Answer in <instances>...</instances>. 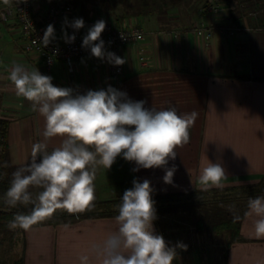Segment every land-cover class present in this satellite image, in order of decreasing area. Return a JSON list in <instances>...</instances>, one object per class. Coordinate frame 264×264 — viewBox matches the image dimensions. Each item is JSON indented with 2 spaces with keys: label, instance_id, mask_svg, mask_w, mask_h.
I'll use <instances>...</instances> for the list:
<instances>
[{
  "label": "crops",
  "instance_id": "obj_1",
  "mask_svg": "<svg viewBox=\"0 0 264 264\" xmlns=\"http://www.w3.org/2000/svg\"><path fill=\"white\" fill-rule=\"evenodd\" d=\"M224 1L223 10L213 16L203 12L202 1L193 19H160L151 14L114 16L115 25H139L145 33L142 40L123 46L124 72L118 84L111 79L106 58L81 57L71 65L63 60L55 62L48 74L55 86L72 88L80 94L111 86L126 92L133 101H146V108L175 107L179 114L198 113L190 129V142L178 147L176 159L167 165H175L173 183H164L163 168L134 172V162L117 157L109 170L97 166L95 201L121 199L124 191L133 187L134 179H148L152 193L202 190L199 174L209 161L221 164L225 170L224 186L219 189L256 183L264 175V0ZM47 3L33 0L36 15ZM8 4L0 0V8ZM200 20L230 27L234 33L215 31L206 42L195 32ZM62 35V29L55 31L56 40ZM23 44L15 16L7 20L0 17V115L10 119L11 175L31 160L32 145L43 139L39 133L44 118L32 111L29 101L16 95L8 80L14 63L39 70L40 60L26 52ZM60 142L61 138H52L48 151ZM41 190L29 189L33 199ZM115 216L33 225L23 230V264H81L80 257L85 255L88 264H100L93 246L102 244L114 230ZM158 219L153 221L156 234L162 235L170 247L177 243L187 246L186 250L176 249L173 264H264V238L255 235L254 216L244 215L239 227L242 238L227 242L221 253L219 246L203 241L195 229L187 231L176 224L161 228Z\"/></svg>",
  "mask_w": 264,
  "mask_h": 264
},
{
  "label": "clouds",
  "instance_id": "obj_2",
  "mask_svg": "<svg viewBox=\"0 0 264 264\" xmlns=\"http://www.w3.org/2000/svg\"><path fill=\"white\" fill-rule=\"evenodd\" d=\"M70 26L79 30L84 20L76 18ZM105 28L103 19L96 21L83 37L82 47L90 48L96 58L123 65L124 59L105 51L101 39ZM54 39L55 28L49 24L41 41L46 47ZM64 39L72 43L75 35L65 32ZM8 80L16 95L29 101L32 111L44 118V128L39 133L43 139L32 145L31 160L13 172L4 195V203L10 207L33 206L29 214L14 215L9 229L28 231L60 209L68 214L91 211L96 200L97 166L109 170L117 157L134 162V172L163 168L164 183H173L176 168L167 165L176 159V149L190 142L197 112L179 114L175 107L146 108V101H133L126 92L111 86L76 93L72 88L53 85L51 76L20 63L13 64ZM56 137L61 142L49 152L48 142ZM225 177L221 164L209 161L200 170L199 183L205 191L223 188ZM132 184L121 197L114 230L102 244L93 246L95 255L100 264H173L176 249L186 250L187 246L177 243L170 247L162 235L155 233L153 221L157 216L151 182L134 179ZM30 187L42 189L35 199ZM245 216L256 217L255 235L264 238V196L249 198ZM80 260L88 264L89 257L81 256Z\"/></svg>",
  "mask_w": 264,
  "mask_h": 264
},
{
  "label": "trees",
  "instance_id": "obj_3",
  "mask_svg": "<svg viewBox=\"0 0 264 264\" xmlns=\"http://www.w3.org/2000/svg\"><path fill=\"white\" fill-rule=\"evenodd\" d=\"M49 2L70 4L74 8L80 5V0H47ZM184 0H113L124 4L129 8L134 16H145L148 14L161 15L165 14L170 7L174 8L181 4ZM204 1V0H203ZM124 12L114 15L116 18L123 17ZM10 119L0 115V229L8 227L17 213L29 214L32 206L20 205L10 207L4 203V195L10 186L12 179L8 155V132ZM224 190V191H222ZM239 190L240 193L234 199H228V195L232 191ZM220 191L223 196H214L209 193ZM205 194V195H204ZM239 196V197H238ZM264 196V175L259 181L252 184L229 187L227 189L212 188L207 191L194 189L182 193H152V199L155 201L156 216H159L158 222L161 228H164L165 222L173 221L174 215L183 216V220L192 225L198 233L211 234L215 229L225 230L229 233L226 243L237 241L242 237L239 234L240 223L247 211V203L249 198ZM183 198V199H182ZM121 199H109L95 201V207L91 211L78 214H68L66 211L57 210L50 218L37 222L34 225L57 224L73 222L80 218L112 216L118 215V205ZM232 209L231 211L229 209ZM184 214V215H183ZM187 214V215H185ZM165 216V217H164ZM188 216V217H187ZM239 216V219H234ZM180 217V216H178ZM21 232L23 231L20 229ZM12 264H23V254L14 260Z\"/></svg>",
  "mask_w": 264,
  "mask_h": 264
},
{
  "label": "built area",
  "instance_id": "obj_4",
  "mask_svg": "<svg viewBox=\"0 0 264 264\" xmlns=\"http://www.w3.org/2000/svg\"><path fill=\"white\" fill-rule=\"evenodd\" d=\"M224 6V0H204L201 9L204 13L213 16L220 13ZM11 16H15L19 24L24 38V50L32 53L40 60L39 71L43 75L50 73L57 60H63L71 65L74 59L94 57L90 48L82 47V42L88 30L96 21L101 19L82 16L76 8L62 1L57 3L48 1L47 5L41 10V14L36 15L33 9V0H15L13 3L0 8V17L3 20H7ZM76 18L84 20V27L79 30H75L70 26ZM102 19L106 22L105 31L101 35L106 52L115 53L123 59V46L144 38V30L139 25L120 27L106 18ZM65 20H67V24H65ZM49 24L54 25L55 31L62 29L63 35L59 40L54 39L44 47L41 40ZM215 31L227 35L234 33L232 28L214 21L200 20L195 26V32L203 37L206 42L210 40ZM65 32L68 36L75 35V41L72 43L65 42ZM108 63L111 79L115 84H118L123 75L124 67L123 65L116 66L109 61Z\"/></svg>",
  "mask_w": 264,
  "mask_h": 264
},
{
  "label": "rangeland",
  "instance_id": "obj_5",
  "mask_svg": "<svg viewBox=\"0 0 264 264\" xmlns=\"http://www.w3.org/2000/svg\"><path fill=\"white\" fill-rule=\"evenodd\" d=\"M203 0H184L179 4L178 6L171 8L163 15H161L160 19H164L166 16H175L180 17L182 19H186V17H190L193 19L196 16V10L199 4ZM113 0H80V5L76 8L78 12L82 16L88 15V17L93 19H102L106 18L110 20L112 23H114V15H118L121 13H125L127 15L124 16H132L134 17V14L131 13V11H128L129 8L126 7L124 4H121L119 2H116L113 5ZM128 9V10H127ZM152 16H155V14H151ZM157 17H160V15H156ZM144 17H142V20ZM157 22V20H156ZM224 191V190H222ZM214 193H209L210 195L214 194V196H223V194L220 191H213ZM240 191H232L230 192L227 198L228 199H234L239 195ZM205 195V194H204ZM239 197V196H238ZM183 199V198H182ZM184 215V214H183ZM187 215V214H185ZM180 216V219L179 217ZM176 217L177 221H171L168 220V222H165V226H175L189 231L194 230L195 228H190V223L187 222L191 220L190 218L187 219V221H184L182 218L183 216L181 214H178ZM188 217V216H187ZM179 220V221H178ZM192 226V225H191ZM196 231V230H195ZM200 236L202 235V240L206 242H212V244L219 246L220 253L223 252V246L226 244V241L229 237V233L225 230L221 231L220 229H215L214 232L211 234L206 233H198ZM187 238V237H186ZM217 250V249H216ZM22 254V240H21V230L19 228L17 229H9V227L0 229V264H12L14 260H18V258Z\"/></svg>",
  "mask_w": 264,
  "mask_h": 264
}]
</instances>
